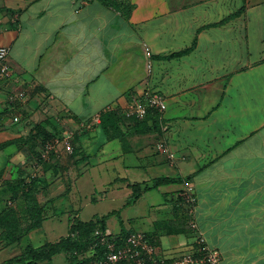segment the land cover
<instances>
[{
	"label": "crops",
	"instance_id": "crops-1",
	"mask_svg": "<svg viewBox=\"0 0 264 264\" xmlns=\"http://www.w3.org/2000/svg\"><path fill=\"white\" fill-rule=\"evenodd\" d=\"M124 1L127 10L101 0H0V47L10 50L11 69L0 79V214L9 174L34 160L21 139L40 134L33 122L44 110L63 147L43 166L42 183L62 189L69 174L60 200L70 208L64 197L85 175L102 200L126 192L122 209L88 221L104 218L114 235L145 234L168 262L207 247L220 253V264H264V0ZM146 56L157 64L149 76L141 69ZM147 78L167 102L163 134L153 124L95 126L104 110L126 109ZM96 128L99 140L90 144ZM162 140L176 162L156 152ZM161 178L180 182L154 187ZM150 192L152 221L122 216ZM179 196L196 199L193 231L176 206ZM112 216L118 232L108 226Z\"/></svg>",
	"mask_w": 264,
	"mask_h": 264
},
{
	"label": "rangeland",
	"instance_id": "rangeland-1",
	"mask_svg": "<svg viewBox=\"0 0 264 264\" xmlns=\"http://www.w3.org/2000/svg\"><path fill=\"white\" fill-rule=\"evenodd\" d=\"M145 54L147 55L146 50ZM141 60L144 66L141 69H145L147 76H149L150 59L146 56L144 58L142 57ZM155 61L156 60L152 58L151 62L154 68L157 67ZM153 79L154 76L152 77V87L154 85ZM118 83L120 82H116V84ZM149 84L150 82L148 83L147 78V80L141 84V89L146 88L150 91L157 92L154 88L152 89V87L148 86ZM133 91H135L134 93L136 95H141L142 93V90L138 91L134 89ZM121 111L122 110L120 108L119 112ZM107 112L109 113L112 111L106 109L103 111V114H106ZM42 114L44 115L42 121H39L38 123L33 122V124L34 128L35 126L38 127L37 129L39 131H43L45 134L40 137L35 134L28 137L27 140L24 138L21 139L31 148L32 158L34 159H36L37 155L42 152L43 144L46 145L51 140L50 137L54 135L55 132L56 124L54 117L50 116V114L44 110H42ZM98 115H96V117ZM154 122L158 123L155 117H151L147 120L136 122L135 126L137 127L140 125L142 127L145 125L148 126L149 124L154 125ZM95 126L99 127L98 124ZM154 128L157 127L155 126ZM95 131L97 132V135L94 133V138L91 140L90 144H94L99 140L98 134H100V130L96 128ZM159 131V134L164 133L162 130V124L161 127L159 125ZM41 142L44 143L41 145ZM61 142L59 147H63ZM164 143L166 142L164 141ZM155 150L156 152L158 151V144L156 145ZM170 150L175 155V152H173L171 148ZM87 151L91 155H94V152H91L90 149L86 150V152ZM159 154L160 157L162 156V158H167L166 155L160 151ZM175 157L174 162L177 161V156L175 155ZM28 165L29 164L16 167L9 174L11 179L6 181V186L9 190V199L5 201L4 206L11 207L12 217L9 218V225L7 226L9 230L5 232L0 231V264H4L7 260L10 264L21 260L26 261V263L33 260V264H85L82 258H86L87 255L83 254V246H80V248L73 246L70 238L71 226L73 224L72 220L76 213V211H72V209L79 210V218L86 222L94 216L99 217L106 215L111 211L122 209L123 205L128 200V198H125L126 192L119 193L117 197H114L113 199L102 200L101 188L98 187L96 190L97 192L93 191L92 186L95 187L96 183L91 175H85V178L83 179H81L83 176L79 177L76 190L73 191L75 193L71 194L70 198L67 196L64 197L65 199L72 200L73 208H70L69 201L60 200L69 187V183H67V181L70 180L68 178L70 175H65L66 178L64 179V184H62L63 186H60L62 189L54 186L51 188L50 184H42L40 186L32 187L27 192L24 188L25 185H21V182L25 181V184H28L31 180H29L31 175L37 174L36 176L40 177V174L43 171L41 168L39 170L33 168L32 164L30 167ZM91 171L97 173L96 170L92 169ZM142 175H139L138 179L142 180ZM151 177L152 174H150L149 178ZM87 182L89 183L88 185ZM70 186H72L71 183ZM4 187V185H0V196H4ZM74 194L76 195L77 200L72 199ZM87 196H89V198L86 201L85 198ZM92 196H95L98 200L91 201L90 198ZM151 210L152 193L150 192L144 195V197L132 207L124 209L122 216L126 219L133 218L132 220L136 224L143 225L146 221H152ZM108 226L113 232H118L119 229H121L118 217L112 216L108 220ZM12 230H14L13 233H11ZM8 233L11 234L10 237L12 238V242L11 244L6 243V248L3 237ZM194 237L196 238V235ZM201 240L196 241V246L204 244ZM77 249L78 251H76ZM202 255L203 251L200 253V256Z\"/></svg>",
	"mask_w": 264,
	"mask_h": 264
},
{
	"label": "built area",
	"instance_id": "built-area-1",
	"mask_svg": "<svg viewBox=\"0 0 264 264\" xmlns=\"http://www.w3.org/2000/svg\"><path fill=\"white\" fill-rule=\"evenodd\" d=\"M9 55L10 50L8 48L0 47V79L10 77ZM148 55L150 56V53ZM149 66L150 70H152L151 62ZM20 98H24V94L21 93ZM108 110L118 111L120 108L112 107L108 108ZM154 110L163 115L167 110L166 99L161 93L146 89L142 91L141 95H134L127 108L121 112L127 119L135 118L138 121H143L146 119L148 113ZM101 117L102 114L94 119L95 124H101ZM14 122H18V119L15 118ZM61 141L60 139H56L53 143H47L43 147L42 152H40L42 161L34 160L32 162L33 168L42 169V162H49L54 148L58 147ZM65 150L68 154L73 153L71 145L66 144ZM158 151L166 155L170 161H174L176 158L164 142L158 144ZM36 175H31L29 180L38 177ZM189 199L192 202L195 201L192 197H189ZM193 212L194 209L190 211L192 216L194 215ZM191 228L194 230L197 228L195 222L191 224ZM94 237L95 241L92 245V252L94 251L96 255H99L100 251H103V256L94 264H220L221 261V255L217 250L206 247L203 249L202 256L186 255L175 261L168 262L169 260L160 254L158 247L143 233H133L120 238L108 229H96Z\"/></svg>",
	"mask_w": 264,
	"mask_h": 264
},
{
	"label": "trees",
	"instance_id": "trees-1",
	"mask_svg": "<svg viewBox=\"0 0 264 264\" xmlns=\"http://www.w3.org/2000/svg\"><path fill=\"white\" fill-rule=\"evenodd\" d=\"M102 3L110 8L113 9H120L119 7H121V9H123L124 7L127 9H129V6H127V2H125L124 0H101ZM241 15V12H238L231 17H238ZM229 20V19H228ZM227 21V20H226ZM225 22V21H224ZM223 22V23H224ZM194 47L177 53V54H172L171 56H169V58H174V57H179L182 55H186L188 54L190 51L193 50ZM146 90V89H145ZM120 110H116V111H112L106 114H102L101 117V124L100 126L103 127H107V126H111L112 128L114 127V129H119V123L121 124V122H125L128 125H136V122H138L137 119L135 118H131V119H127L124 114L122 112H119ZM162 114H160L158 111L154 110V111H150L146 117L145 120L151 118V117H155V119L158 121V123L154 122V127L156 126L157 128H154L156 131H159V117H161ZM144 121V120H143ZM155 121V120H154ZM149 130H152L151 128H149ZM40 133V134H39ZM39 137L44 135L45 133L43 131H39ZM50 141L48 143H53L54 140H56V134L54 133V135H52L50 137ZM164 141H160L159 143H162ZM44 142H41L40 144L42 145ZM158 143V144H159ZM12 144V143H11ZM10 144V145H11ZM45 144H43L42 147H44ZM52 155V154H51ZM51 158V157H50ZM37 161H42L40 158V154L37 155L36 159ZM33 160V161H34ZM32 161V162H33ZM49 162H42L43 166H48ZM42 166V168H43ZM51 166V165H50ZM43 181L41 180L40 177H36L34 179H32L28 184H25V181H22L21 185H25L24 188L26 189L25 191H29L32 187L34 186H40L42 185ZM180 180L179 179H169V178H161V179H157L154 182V187H159V186H166V185H171V184H177L179 183ZM29 188V189H27ZM6 189L8 190V187L6 186ZM12 189V188H11ZM9 192V190H8ZM12 200V197H11ZM196 200V199H195ZM176 206L178 208V210L181 211V213L183 214V220L186 222L189 230L193 231L194 229L191 228V224H192V215L190 214V211L192 209L195 208L196 205V201L192 202L189 198H182V196H179L178 199L176 200ZM11 207L7 206L5 207V209L3 210V212L0 214V230L1 232H5L7 230H9L7 228V226L9 225V218L12 217V212H11ZM106 220L103 219H95V220H91V221H87L84 222L82 220H80L79 218H74L72 220V226H71V241H72V245L80 248V246H83V254L87 255L86 258H82V260L85 262V264H94L95 262H97L98 260H100V258L103 256V251H100V254L96 255L94 253V251L92 252V245L94 244L95 241V237H94V232L96 229H101V230H105L106 229V225H105ZM36 227V225H35ZM14 230L11 231V233H13ZM10 233L5 234L3 237V240L6 243H10L12 242V238L10 237ZM129 233H122L120 235H118L120 238H124L126 236H128ZM85 237V238H84ZM20 239V237H19ZM78 251V249L76 250ZM75 252V251H74ZM73 252V254H74ZM200 256V255H198ZM33 260H30V262L26 263V261H17L15 263L12 264H33ZM10 264V263H8Z\"/></svg>",
	"mask_w": 264,
	"mask_h": 264
}]
</instances>
